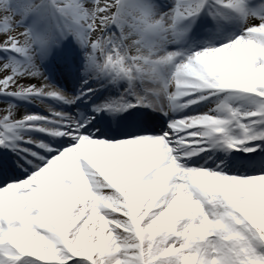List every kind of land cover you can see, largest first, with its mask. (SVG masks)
<instances>
[{"label":"snow or ice","instance_id":"obj_1","mask_svg":"<svg viewBox=\"0 0 264 264\" xmlns=\"http://www.w3.org/2000/svg\"><path fill=\"white\" fill-rule=\"evenodd\" d=\"M0 264H264V0H0Z\"/></svg>","mask_w":264,"mask_h":264}]
</instances>
